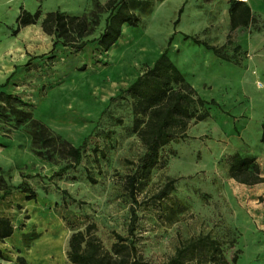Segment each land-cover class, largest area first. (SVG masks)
Returning a JSON list of instances; mask_svg holds the SVG:
<instances>
[{"label":"rangeland","instance_id":"374dc122","mask_svg":"<svg viewBox=\"0 0 264 264\" xmlns=\"http://www.w3.org/2000/svg\"><path fill=\"white\" fill-rule=\"evenodd\" d=\"M69 1V12L87 22L76 40L88 41L80 50L62 42L53 48V35L38 25L14 33L17 24L0 19V44L12 49L10 64L16 62L0 89L19 95L25 109L73 144L90 135L83 162L54 175L64 162L37 156L27 127L0 116V186L6 187L0 194L9 198L1 210L20 234L13 242L21 243L8 256L10 264H72L69 237L89 224L110 248L115 233L130 234L133 207L138 218L131 238L149 264L162 263L182 240L208 231L234 243L228 256L238 253L235 264H264V182L237 181L225 161L236 151L253 155L264 174V10L255 11L257 23L231 31V0H153L150 11L137 10L138 24L124 23L105 49L97 39L122 0ZM173 33L170 57L202 97L218 104L206 105L209 116L163 148L139 185L138 205L126 188L129 160L143 151L131 131V105L120 100L97 121L110 97L154 63ZM21 182L36 191L35 198L16 188Z\"/></svg>","mask_w":264,"mask_h":264},{"label":"trees","instance_id":"16d2710c","mask_svg":"<svg viewBox=\"0 0 264 264\" xmlns=\"http://www.w3.org/2000/svg\"><path fill=\"white\" fill-rule=\"evenodd\" d=\"M152 5L153 0H122L111 14L104 32L97 39L99 45L108 49L120 37L122 25H137L140 20L137 10L150 11ZM182 11L183 6L179 9L180 13ZM40 16V10L30 12L22 9L16 19L14 33L26 25L36 23ZM229 16L231 31L258 22L257 16L244 0H231ZM41 26L44 32L53 35V48L62 42L80 50L88 43L87 40L79 43L76 41L87 30V22L82 15L60 9L50 10L45 12ZM173 37L174 33L170 35L166 47L151 66L127 87L110 97L97 121L99 124L109 113L111 106L120 100H127L131 105V131L139 139L143 151L136 160H129L132 171L127 175L126 188L138 205L139 185L149 178L153 168L160 162L163 148L172 141L186 137L193 124L205 120L209 116L206 105L218 104L215 99L207 100L202 97L170 57L169 47ZM184 37L228 59L220 49L206 41L188 34H184ZM26 106L28 103L19 95L0 89V116L13 120L16 125L27 127L32 150L37 156L50 162H64L54 175H62L69 169H76L83 162L90 135L81 144L75 145L35 117L30 110L25 109ZM118 121L122 122V118ZM262 128L261 139L264 142V122ZM225 161L229 176L237 181L249 185L264 182L263 167L255 156L236 151L227 155ZM3 181L4 178L0 175V184ZM16 188L26 192L28 199L36 197V191L24 182ZM0 189L6 187L0 186ZM137 218V209L133 207L130 234L125 236L115 233V240L110 248L104 245L96 233L94 224L72 232L68 241V259L72 264H149L131 238ZM13 232L11 219L0 217V240L11 236ZM233 246L234 243H226L210 231L201 232L178 243L174 252L160 264H235L238 253L228 256V249Z\"/></svg>","mask_w":264,"mask_h":264},{"label":"crops","instance_id":"0c3cea01","mask_svg":"<svg viewBox=\"0 0 264 264\" xmlns=\"http://www.w3.org/2000/svg\"><path fill=\"white\" fill-rule=\"evenodd\" d=\"M246 2L248 3L249 1H246ZM250 2H253L256 8H253ZM250 2L248 4L251 7L252 12L254 14H255V11L264 10V0H251ZM68 4L66 0H0V19L6 18V19L11 20L12 23H16V19L22 9H26L30 12H35L36 10H40L41 16L37 20V22L34 24L26 25L22 27L21 29H27L33 25H38L39 28H42L41 21H42V18L45 12L50 11V10L60 9L62 11L71 13L69 11H71L70 8L74 7V4L71 1H69ZM0 36H2L1 31H0ZM10 52H12V49L9 50L7 45L3 43L0 44V79L2 76H5V75L7 76V79H8L16 71V62H14L13 64H10V62L8 61ZM5 70H7L6 71L7 74H5ZM2 196H3V193L0 194V217L5 216L11 219L9 214H5L1 210V207L9 206V204L7 203L9 198L6 195L3 198ZM11 222L14 226V232L12 233L11 236L6 237L3 240H0V251H1L0 264H10L11 261L9 259L10 257L8 258V256L11 254V252L16 251L21 244V243L13 242L15 241V238L19 237L20 234L18 235V231H17L18 229L13 219H11Z\"/></svg>","mask_w":264,"mask_h":264},{"label":"bare ground","instance_id":"6f19581e","mask_svg":"<svg viewBox=\"0 0 264 264\" xmlns=\"http://www.w3.org/2000/svg\"><path fill=\"white\" fill-rule=\"evenodd\" d=\"M245 1H251V0H245ZM126 31H127V30H124V35L126 34ZM121 41H122V40H121ZM121 41L119 42L120 44L122 43ZM114 51H115V48H113L110 52L113 53ZM126 51H127V50H126Z\"/></svg>","mask_w":264,"mask_h":264}]
</instances>
